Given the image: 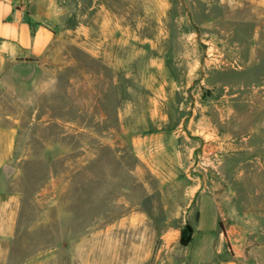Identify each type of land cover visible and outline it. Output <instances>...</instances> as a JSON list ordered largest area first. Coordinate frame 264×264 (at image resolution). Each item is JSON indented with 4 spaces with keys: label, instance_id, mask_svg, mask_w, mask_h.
Wrapping results in <instances>:
<instances>
[{
    "label": "rangeland",
    "instance_id": "1",
    "mask_svg": "<svg viewBox=\"0 0 264 264\" xmlns=\"http://www.w3.org/2000/svg\"><path fill=\"white\" fill-rule=\"evenodd\" d=\"M32 1L34 87L0 51L11 263L264 264V0Z\"/></svg>",
    "mask_w": 264,
    "mask_h": 264
},
{
    "label": "crops",
    "instance_id": "2",
    "mask_svg": "<svg viewBox=\"0 0 264 264\" xmlns=\"http://www.w3.org/2000/svg\"><path fill=\"white\" fill-rule=\"evenodd\" d=\"M35 2L0 0V51L10 65L17 60L37 61L54 38L51 26L32 11L31 6ZM11 230L10 211L6 204V208L0 212V264H13L9 250ZM16 264L40 262L33 258Z\"/></svg>",
    "mask_w": 264,
    "mask_h": 264
},
{
    "label": "water",
    "instance_id": "3",
    "mask_svg": "<svg viewBox=\"0 0 264 264\" xmlns=\"http://www.w3.org/2000/svg\"><path fill=\"white\" fill-rule=\"evenodd\" d=\"M41 74V67L37 61L17 60L8 69V75L16 84L34 87Z\"/></svg>",
    "mask_w": 264,
    "mask_h": 264
},
{
    "label": "trees",
    "instance_id": "4",
    "mask_svg": "<svg viewBox=\"0 0 264 264\" xmlns=\"http://www.w3.org/2000/svg\"><path fill=\"white\" fill-rule=\"evenodd\" d=\"M191 240L190 236L185 237L184 239H182V244L183 245H187Z\"/></svg>",
    "mask_w": 264,
    "mask_h": 264
}]
</instances>
